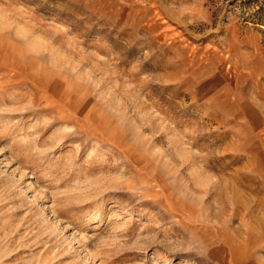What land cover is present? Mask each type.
Segmentation results:
<instances>
[{
  "label": "rangeland",
  "instance_id": "obj_1",
  "mask_svg": "<svg viewBox=\"0 0 264 264\" xmlns=\"http://www.w3.org/2000/svg\"><path fill=\"white\" fill-rule=\"evenodd\" d=\"M0 264H264V0H0Z\"/></svg>",
  "mask_w": 264,
  "mask_h": 264
}]
</instances>
